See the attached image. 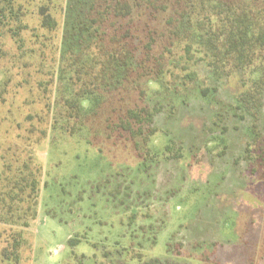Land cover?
Here are the masks:
<instances>
[{
	"label": "rangeland",
	"instance_id": "374dc122",
	"mask_svg": "<svg viewBox=\"0 0 264 264\" xmlns=\"http://www.w3.org/2000/svg\"><path fill=\"white\" fill-rule=\"evenodd\" d=\"M88 1L0 0V218L24 225L37 203L28 229L0 224V249L20 241L19 264H264V0H245L261 41L217 69L200 34L182 51L168 13L140 10L127 77L100 107L73 102L77 117L64 59L99 54ZM128 109L156 112L127 133Z\"/></svg>",
	"mask_w": 264,
	"mask_h": 264
},
{
	"label": "trees",
	"instance_id": "16d2710c",
	"mask_svg": "<svg viewBox=\"0 0 264 264\" xmlns=\"http://www.w3.org/2000/svg\"><path fill=\"white\" fill-rule=\"evenodd\" d=\"M142 9L155 12L161 10L170 15L167 21L168 35L166 36L170 41L183 42L182 51L190 48L191 33L200 34L198 47L200 51H203L204 56L209 57L210 68L217 69L221 61H225L229 67H232L236 61L241 64L245 61L244 58H247L245 51L249 41L254 39L258 43L262 39L256 31L261 18L259 21L258 16L254 14L250 20L252 22L246 25L247 16L253 10L250 3H245V0H89L84 19L86 29L83 27L81 32L82 35L83 31L86 32L90 39V48L92 46L94 50H98L99 54L93 57L90 55V50L89 52L79 51L78 47H70L65 54V65L76 66L71 78L70 102L74 104L70 105L71 110H77L75 106L77 103L73 102L89 99L92 100L93 107H100L99 102L103 93L106 95L110 82L118 77L120 69H124L126 73L124 77H127V63L134 55L133 39L136 38L133 34L131 36L132 19ZM39 15L43 30L54 29L55 23L48 14L41 10ZM209 17H218L220 24L209 25L206 28L203 21L207 18L210 21ZM185 21L187 25L182 29L181 24ZM261 25L264 26V23ZM249 29H251V34L248 37L247 30ZM262 41L260 46L264 44V40ZM100 89L103 93H98ZM80 112L77 110V117L80 116ZM155 112L144 109L141 113L128 109L125 113L126 119H122L119 123V129L122 132L131 133L130 121L139 124L144 118L152 123ZM37 189V184H32L28 197L32 194L36 195ZM36 206L37 203L33 202L26 208L23 215L26 220L24 225L13 223L12 220L11 225L21 230L28 229L36 215ZM16 217L13 216L11 219ZM7 222L0 218V224H10ZM19 234L18 237L23 242V234L21 232ZM21 245L20 241H16L10 247L1 248L0 264H19Z\"/></svg>",
	"mask_w": 264,
	"mask_h": 264
}]
</instances>
